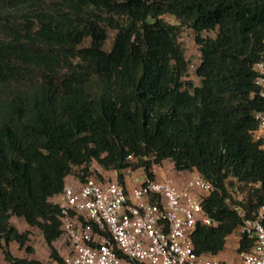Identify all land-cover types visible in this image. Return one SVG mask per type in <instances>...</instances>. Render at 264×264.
<instances>
[{"label": "trees", "instance_id": "1", "mask_svg": "<svg viewBox=\"0 0 264 264\" xmlns=\"http://www.w3.org/2000/svg\"><path fill=\"white\" fill-rule=\"evenodd\" d=\"M262 58L264 0H0V261L61 264L63 185L110 182L103 172L123 185L126 168L155 179L164 161L209 183L200 203L216 224L189 237L197 255L224 253L242 221L230 205L252 218L264 204ZM33 229L47 262L31 256Z\"/></svg>", "mask_w": 264, "mask_h": 264}, {"label": "built area", "instance_id": "2", "mask_svg": "<svg viewBox=\"0 0 264 264\" xmlns=\"http://www.w3.org/2000/svg\"><path fill=\"white\" fill-rule=\"evenodd\" d=\"M252 69L263 104L253 113V137L264 147V58ZM128 172L126 168L124 173ZM209 188L196 171L178 180L170 176L144 179L129 191L115 179L100 183L89 176L65 183L57 239L64 248L59 254L61 264H264V204L252 218H244L238 205H230L242 219L229 235L235 238L230 257L194 253L189 237L194 224H216L200 203ZM242 234L253 237L252 243L236 251Z\"/></svg>", "mask_w": 264, "mask_h": 264}, {"label": "crops", "instance_id": "3", "mask_svg": "<svg viewBox=\"0 0 264 264\" xmlns=\"http://www.w3.org/2000/svg\"><path fill=\"white\" fill-rule=\"evenodd\" d=\"M152 171H153L155 179H160L163 176H170L173 179L178 180V179H183L186 176V174H187L184 171H175L173 169V167H172L171 162H169V161H164L160 165L154 166ZM103 173L105 174L104 177L108 178L110 181H113V179H115V173L114 172H103ZM143 180H144V175H143V173H142V171L140 169H137V170H134V171H130L128 173H124V175H123V187L127 191H129L133 187L139 185ZM15 222L17 224L16 226H18L19 228H24V225L20 221L17 220ZM56 242H57V240L53 243L54 248L57 250L58 254H61V252L58 251V249L56 247L57 246ZM33 244L34 243L32 242V244H31V246H32V254H31V256L32 257L40 259V258H38V256H36V249H34V248H36V245H39L40 248L43 247L44 248L43 252L45 253V255L47 254V251H46V249H45V247L42 244L40 239H39V242L37 244H34V245ZM10 249H11L12 253L14 255H16V256L24 255L22 251L17 249V247H16V245L14 243L10 244ZM62 250H64L63 247L61 248V251ZM221 254H223V253H221ZM226 256H227V254H226ZM226 256H223V257H226ZM0 264H6V263H1V261H0Z\"/></svg>", "mask_w": 264, "mask_h": 264}, {"label": "rangeland", "instance_id": "4", "mask_svg": "<svg viewBox=\"0 0 264 264\" xmlns=\"http://www.w3.org/2000/svg\"><path fill=\"white\" fill-rule=\"evenodd\" d=\"M164 18L169 22L172 21V19L168 16H165ZM188 35H189V33L183 31L179 40L183 44V48L185 49L186 56L188 58H190V60H191L189 63L195 64L197 62V50H196L195 46L193 45V43H192V41ZM188 72L191 73L190 67H188ZM193 81L196 82L195 79H193ZM90 169L93 173H96L99 170L98 165L95 162L91 163ZM33 231L34 232L31 233V241L34 244H37L39 242V233L35 229H33ZM226 241H228L227 246H226L225 252L223 254H221V256H226V254H227V256L230 257V255L233 251L232 249L235 245V238L233 236H228V238H226ZM57 242H56V245H57L56 247H57L58 251H60L62 253L63 252V250L61 251L62 246L59 245V243H57ZM34 249H36V256H38V258H40L41 261H43V262L48 261L47 255H45V253L43 252V249H44L43 247L40 248L39 245H36V248H34ZM1 263H2V261H1Z\"/></svg>", "mask_w": 264, "mask_h": 264}]
</instances>
